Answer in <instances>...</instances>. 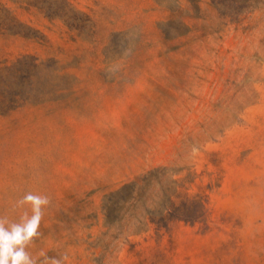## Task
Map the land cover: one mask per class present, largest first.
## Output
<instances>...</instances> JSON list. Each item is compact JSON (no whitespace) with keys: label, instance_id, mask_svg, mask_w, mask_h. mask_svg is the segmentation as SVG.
Listing matches in <instances>:
<instances>
[{"label":"rangeland","instance_id":"374dc122","mask_svg":"<svg viewBox=\"0 0 264 264\" xmlns=\"http://www.w3.org/2000/svg\"><path fill=\"white\" fill-rule=\"evenodd\" d=\"M29 191L37 257L264 264V0H0V215Z\"/></svg>","mask_w":264,"mask_h":264},{"label":"clouds","instance_id":"9594fccd","mask_svg":"<svg viewBox=\"0 0 264 264\" xmlns=\"http://www.w3.org/2000/svg\"><path fill=\"white\" fill-rule=\"evenodd\" d=\"M50 204L47 195L29 191L14 202V209L23 210L18 220L0 215V264H65L67 254L49 256L41 250L38 258L29 251L43 236L41 222Z\"/></svg>","mask_w":264,"mask_h":264}]
</instances>
